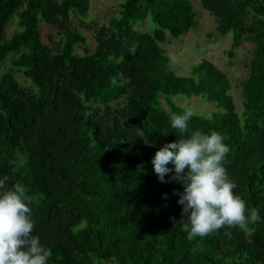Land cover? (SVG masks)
<instances>
[{
    "label": "trees",
    "instance_id": "16d2710c",
    "mask_svg": "<svg viewBox=\"0 0 264 264\" xmlns=\"http://www.w3.org/2000/svg\"><path fill=\"white\" fill-rule=\"evenodd\" d=\"M201 3L217 31L231 34L230 55L244 40L255 45L242 115L228 75L211 60L189 75L170 66L168 35L199 23L190 0H123L104 25L86 22L90 0H0V69L13 56L0 75V178L27 186L49 264H264V0ZM73 14L93 31L92 52H76L87 39ZM146 15L152 32L135 25ZM177 95L215 104L190 127L217 131L230 147L224 166L234 192L261 217L248 225L251 235L225 226L187 238L184 186L174 173L161 182L151 162L179 138L170 119L187 106Z\"/></svg>",
    "mask_w": 264,
    "mask_h": 264
},
{
    "label": "clouds",
    "instance_id": "9594fccd",
    "mask_svg": "<svg viewBox=\"0 0 264 264\" xmlns=\"http://www.w3.org/2000/svg\"><path fill=\"white\" fill-rule=\"evenodd\" d=\"M196 115L191 107L170 119V129L179 138L165 143L151 158L161 182L169 173L184 186L178 203L187 217V238L206 237L227 226L251 235L248 225L260 221L255 209H248L241 195L234 192L236 183L230 178L224 161L230 147L217 131L204 132L190 127ZM136 137L149 143L142 128ZM0 178V264H49L51 251L34 234L33 198L20 182L8 186ZM184 222V221H182Z\"/></svg>",
    "mask_w": 264,
    "mask_h": 264
},
{
    "label": "rangeland",
    "instance_id": "374dc122",
    "mask_svg": "<svg viewBox=\"0 0 264 264\" xmlns=\"http://www.w3.org/2000/svg\"><path fill=\"white\" fill-rule=\"evenodd\" d=\"M123 0H90V11L87 21L92 25H104L116 14L119 9V3ZM197 12L198 26L190 29L183 36L174 38L168 35L167 41L163 47L170 57V66L179 75H189L194 63L202 59H209L220 69L226 72L232 83V94L236 103L237 111L242 115L244 109L243 86L242 83L250 75V63L254 56V43L244 40L242 45L237 47L233 55L229 52L232 49L233 38L231 34L223 35L217 31L216 17L206 10L201 0H190ZM254 13L250 15L248 24L254 23ZM72 19L76 27L82 31L87 41L79 44L76 48L78 54H84L85 50L92 52L96 47L94 33L87 27H83L77 16L73 14ZM141 30L152 32L156 26L152 23L149 15L143 20L135 23ZM45 32L49 31L45 25ZM14 27L9 28L13 33ZM50 45H53L49 42ZM13 56L8 57L0 69V75L8 68H12ZM16 76L23 82L29 81L22 71L13 67ZM175 100L179 105L191 107L197 115L210 116L216 111L215 104L202 96L187 97L177 95ZM116 105V104H114ZM164 107L170 112L168 106L163 102Z\"/></svg>",
    "mask_w": 264,
    "mask_h": 264
}]
</instances>
